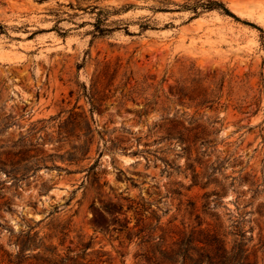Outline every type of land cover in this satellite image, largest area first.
Here are the masks:
<instances>
[{"label":"rangeland","instance_id":"obj_1","mask_svg":"<svg viewBox=\"0 0 264 264\" xmlns=\"http://www.w3.org/2000/svg\"><path fill=\"white\" fill-rule=\"evenodd\" d=\"M219 1L0 0V264H264V0Z\"/></svg>","mask_w":264,"mask_h":264},{"label":"trees","instance_id":"obj_2","mask_svg":"<svg viewBox=\"0 0 264 264\" xmlns=\"http://www.w3.org/2000/svg\"><path fill=\"white\" fill-rule=\"evenodd\" d=\"M178 7L189 10L195 15L214 9L226 14L229 13L224 3L219 0H188ZM80 244L83 245L84 251L89 247L87 243L82 241ZM183 245L184 242L180 241L177 249H168L162 243L155 244L150 259L153 264H187L186 259L189 260V264H256L255 261L249 260V254L246 252L243 243L239 242L227 249L224 242L215 234H208L204 238L197 239L191 236L189 238V256H187L188 248L185 249ZM52 253L55 258L49 259L50 264H61L64 261L70 262L72 260L68 257H60L55 248ZM179 254H182L180 261L178 259Z\"/></svg>","mask_w":264,"mask_h":264}]
</instances>
